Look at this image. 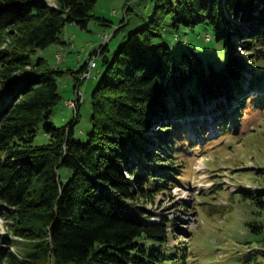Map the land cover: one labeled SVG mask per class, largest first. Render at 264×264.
I'll list each match as a JSON object with an SVG mask.
<instances>
[{
  "label": "trees",
  "instance_id": "16d2710c",
  "mask_svg": "<svg viewBox=\"0 0 264 264\" xmlns=\"http://www.w3.org/2000/svg\"><path fill=\"white\" fill-rule=\"evenodd\" d=\"M96 2L0 0V215L10 233L0 239L8 243L0 264H187L168 240L176 220H151L142 200L179 182L187 129L223 114L221 131L228 110L238 128L248 103L264 96V0H154L130 41L111 57L101 45L80 65L87 70L103 56L106 66L92 91L88 137L77 139L85 77L75 74V118L58 125L50 117L63 70L34 55L61 42L67 24L86 29ZM167 17L177 27L212 25L224 63H206L192 43L180 56L156 43ZM40 126L49 140L34 143ZM63 164L73 169L66 178ZM244 192L264 206V186ZM11 235L24 240L23 250Z\"/></svg>",
  "mask_w": 264,
  "mask_h": 264
},
{
  "label": "rangeland",
  "instance_id": "374dc122",
  "mask_svg": "<svg viewBox=\"0 0 264 264\" xmlns=\"http://www.w3.org/2000/svg\"><path fill=\"white\" fill-rule=\"evenodd\" d=\"M153 8L154 0H97L92 11L95 18L86 29L67 24L61 42L37 51L35 58H47L49 66L63 70L58 77L62 98L50 120L62 125L75 118V107L67 99L76 96L75 74L81 77L87 72L89 76L79 87L82 101L75 123V137L87 139L92 124V91L106 65L103 56L93 58L97 65L91 66L89 62L87 70L78 71L80 65L106 43L105 53L111 57L121 44L133 38L132 31L146 24ZM124 17L126 26L113 36ZM215 31L208 23L177 27L167 17L162 35L154 40L169 45L177 56L187 43H192L203 60L211 61L217 68L224 63L226 54ZM208 35L210 40L206 39ZM254 98L244 108L238 128L234 111L228 110L227 121L220 124L221 131L218 123L225 120L223 114H211L204 127L195 124L193 129H187L180 138L182 148L176 156L182 162L179 182L159 190L154 199L142 200L152 213L151 220L162 215L176 220L179 228L168 240L179 245L178 255L186 253L187 264H264V206L244 192L264 186V96ZM48 140L43 127H38L33 142ZM59 171L66 178L73 169L63 164ZM0 235L2 240V235H10L1 215ZM11 236L18 240L12 247L23 250L24 240ZM7 244L0 241V245Z\"/></svg>",
  "mask_w": 264,
  "mask_h": 264
},
{
  "label": "built area",
  "instance_id": "2783aa9c",
  "mask_svg": "<svg viewBox=\"0 0 264 264\" xmlns=\"http://www.w3.org/2000/svg\"><path fill=\"white\" fill-rule=\"evenodd\" d=\"M106 36V35H105ZM93 58H95V57H93ZM93 58L90 60V64H91V66H94L95 65V60H93ZM87 75H88V73H86ZM84 76H85V74H84ZM84 76H82V77H84ZM67 103L69 104V105H76V100L74 99V98H68L67 99Z\"/></svg>",
  "mask_w": 264,
  "mask_h": 264
},
{
  "label": "bare ground",
  "instance_id": "6f19581e",
  "mask_svg": "<svg viewBox=\"0 0 264 264\" xmlns=\"http://www.w3.org/2000/svg\"><path fill=\"white\" fill-rule=\"evenodd\" d=\"M86 73H87V72H85V73H84V74H85V76H84V75H82V76H84V77H86V76H89V74L87 75Z\"/></svg>",
  "mask_w": 264,
  "mask_h": 264
},
{
  "label": "crops",
  "instance_id": "0c3cea01",
  "mask_svg": "<svg viewBox=\"0 0 264 264\" xmlns=\"http://www.w3.org/2000/svg\"><path fill=\"white\" fill-rule=\"evenodd\" d=\"M78 27V26H77Z\"/></svg>",
  "mask_w": 264,
  "mask_h": 264
}]
</instances>
